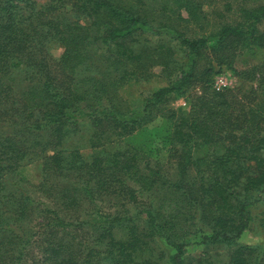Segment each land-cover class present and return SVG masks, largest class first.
<instances>
[{"label": "trees", "instance_id": "1", "mask_svg": "<svg viewBox=\"0 0 264 264\" xmlns=\"http://www.w3.org/2000/svg\"><path fill=\"white\" fill-rule=\"evenodd\" d=\"M144 7L0 0V264H264L240 243L264 235V59L236 67L264 54V5L194 39ZM162 33L177 52L140 46ZM223 70L241 86L214 90Z\"/></svg>", "mask_w": 264, "mask_h": 264}, {"label": "rangeland", "instance_id": "2", "mask_svg": "<svg viewBox=\"0 0 264 264\" xmlns=\"http://www.w3.org/2000/svg\"><path fill=\"white\" fill-rule=\"evenodd\" d=\"M39 4H46L49 0H36ZM146 12L150 14V17H154L158 20L155 23L163 24L167 28H175L177 31L182 32L188 38H205L214 35L221 27L229 24H235L239 20V15L242 9H252L260 5H264V0H186V3L175 2V0H143ZM264 29V27H263ZM148 42L143 36L140 38L142 44L140 46H163L164 49L171 48L174 52H177L180 47L179 43L171 38L169 34L162 33L160 36L149 35ZM153 45V46H152ZM55 58H59L62 50L55 46L50 51ZM257 55H260L256 57ZM176 58L181 60L183 57L179 54ZM261 58L264 59V54L252 53L242 55L236 60V67L238 69L249 68L253 66L255 62ZM216 70L219 67L215 65ZM156 74L151 82L144 84L131 83L123 87L120 91V97L127 101V106L130 108H136L139 106V102L135 103L137 99L142 100L147 98L154 88L162 87L166 83L158 75L160 69L153 70ZM218 75H224L228 80L231 88L241 86V81L229 70H223L220 74L215 75L216 81ZM214 81V82H215ZM184 99L180 98L173 103V107H184ZM22 174L28 177L29 180L37 184L40 180V168L39 165L28 166L22 170ZM9 176L8 179L10 180ZM262 208L253 210L255 217H258ZM257 224L253 230L247 231L240 243L243 245L257 246L264 244V235L258 230ZM200 252L195 251L194 255L200 257Z\"/></svg>", "mask_w": 264, "mask_h": 264}, {"label": "built area", "instance_id": "3", "mask_svg": "<svg viewBox=\"0 0 264 264\" xmlns=\"http://www.w3.org/2000/svg\"><path fill=\"white\" fill-rule=\"evenodd\" d=\"M213 88L217 92H222V91L230 89L231 86H230L228 80L225 78L224 75H218L216 81L214 82ZM184 106H185V104H184Z\"/></svg>", "mask_w": 264, "mask_h": 264}]
</instances>
